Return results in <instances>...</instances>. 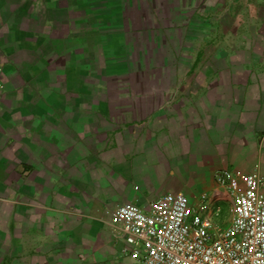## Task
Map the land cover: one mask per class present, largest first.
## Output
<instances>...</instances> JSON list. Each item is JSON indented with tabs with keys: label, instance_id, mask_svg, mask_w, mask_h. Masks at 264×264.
Here are the masks:
<instances>
[{
	"label": "crops",
	"instance_id": "0c3cea01",
	"mask_svg": "<svg viewBox=\"0 0 264 264\" xmlns=\"http://www.w3.org/2000/svg\"><path fill=\"white\" fill-rule=\"evenodd\" d=\"M0 64V264H134L110 211L264 177V0H0Z\"/></svg>",
	"mask_w": 264,
	"mask_h": 264
},
{
	"label": "built area",
	"instance_id": "2783aa9c",
	"mask_svg": "<svg viewBox=\"0 0 264 264\" xmlns=\"http://www.w3.org/2000/svg\"><path fill=\"white\" fill-rule=\"evenodd\" d=\"M4 68L0 64V114L5 98ZM233 174H218L219 186L232 194L230 218L216 219L221 209L208 213V196L194 208L183 193H167L147 206L119 205L109 213L114 233L125 241L122 254L134 264H264V177L245 178L238 192Z\"/></svg>",
	"mask_w": 264,
	"mask_h": 264
},
{
	"label": "rangeland",
	"instance_id": "374dc122",
	"mask_svg": "<svg viewBox=\"0 0 264 264\" xmlns=\"http://www.w3.org/2000/svg\"><path fill=\"white\" fill-rule=\"evenodd\" d=\"M203 2H204V0H203ZM197 13H198V12H197ZM197 13H196V14H197ZM185 16H187V15H185ZM188 16H189V18H192V17H190V16H191L190 13H188ZM193 16H194V15H193ZM187 19H188V18H187ZM190 20H192V19H190ZM194 202H195V201H191V200H190L191 205L195 208V207H196V204H194Z\"/></svg>",
	"mask_w": 264,
	"mask_h": 264
}]
</instances>
